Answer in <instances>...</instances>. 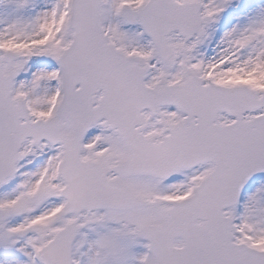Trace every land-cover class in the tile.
I'll list each match as a JSON object with an SVG mask.
<instances>
[{"label": "snow or ice", "instance_id": "obj_1", "mask_svg": "<svg viewBox=\"0 0 264 264\" xmlns=\"http://www.w3.org/2000/svg\"><path fill=\"white\" fill-rule=\"evenodd\" d=\"M0 264H264V0H0Z\"/></svg>", "mask_w": 264, "mask_h": 264}]
</instances>
